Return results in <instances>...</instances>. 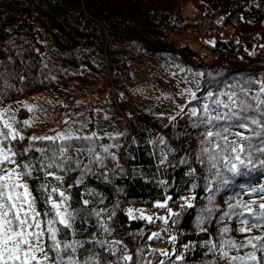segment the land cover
Segmentation results:
<instances>
[{
    "label": "trees",
    "instance_id": "trees-1",
    "mask_svg": "<svg viewBox=\"0 0 264 264\" xmlns=\"http://www.w3.org/2000/svg\"><path fill=\"white\" fill-rule=\"evenodd\" d=\"M189 2L0 0V107H6L5 112L19 99L51 90V98L58 103L55 110L75 113L93 124L94 112L81 113L84 109L73 106L85 104L79 102L76 91L86 76L106 75L99 89L109 93L105 106L124 102L120 91L115 100L110 84L122 74L131 77V63L146 65L140 71L149 85L145 68L156 80L160 73L168 74L173 64L175 74L197 77L194 88L175 94L173 113L153 111L140 100L124 102L130 112L124 132L110 125V135L90 127L85 134L71 135L70 141L40 139L59 136L54 134L35 140L18 134L22 140L9 137L4 141L17 153L29 149L14 157L16 164L4 167L23 172V165L32 166L31 176H24V181L36 198L42 221L48 219L43 215L50 207L47 196L61 199L52 188L69 198L67 210L75 220L71 229L56 224L62 229L57 239L61 247L69 243L75 251L70 248L62 253L60 264H70L69 257L75 264H256L247 258L248 253L255 251L258 259L264 257L260 250L264 222L255 219V214L264 211L259 208L264 203V193L259 192L264 186V169L258 167L250 175L232 178L218 163L229 177L224 185L202 151H211L220 142L216 138L209 142L206 130L220 131L229 141L239 140L236 133L250 137V141H241L246 148L249 143L253 148L264 146V104L260 103L264 100V0H214V7L200 1V13L194 19L185 11ZM203 19L214 20L215 32H207L209 38L197 45L169 38L171 32L201 29ZM152 84L162 95L167 94L162 81ZM233 94L237 105L243 102L247 106L242 113L248 118L247 128L234 126L232 120H221L215 127L201 124L204 105L213 116L223 114L228 109H217L215 102L231 107L228 97ZM192 109L197 110L196 116L191 115ZM252 120L260 123L252 124ZM5 122L9 124L0 118V132L9 131ZM85 136L93 138L75 139ZM67 144L71 147L63 156L57 151L55 162L60 167H46L42 151L50 160L49 149ZM260 159L264 156L255 152L253 161L259 165ZM189 195L191 203L181 205ZM132 202L151 206L155 219L164 220L173 240L163 248L157 246L160 236L155 232V220L149 221V229L143 223L149 219L142 222L133 215L135 210L130 211ZM160 204L166 207H158ZM244 220L248 223H241ZM241 228L250 230L241 232ZM254 237L261 238L253 240L257 248L248 244L235 249L224 243L246 244ZM44 243H50L47 233ZM234 256L245 260L233 261Z\"/></svg>",
    "mask_w": 264,
    "mask_h": 264
},
{
    "label": "snow or ice",
    "instance_id": "snow-or-ice-1",
    "mask_svg": "<svg viewBox=\"0 0 264 264\" xmlns=\"http://www.w3.org/2000/svg\"><path fill=\"white\" fill-rule=\"evenodd\" d=\"M264 91V88L261 89ZM211 95V93L209 94ZM228 99L232 102V106L223 103L222 101H216V108H226L228 112L223 114H217L215 116L209 113V106L204 105L203 113L204 119L201 120V124L215 127L216 123L224 120H232L235 122L234 126L240 128H247V117L242 116V113L247 111V106L237 105L234 99V94L229 96ZM264 104V100L260 101ZM239 107L240 111L237 112L234 108ZM192 116L197 115V110L192 109ZM27 124L28 122L25 121ZM260 123L257 120H252V124ZM9 129L7 133L0 132V264H60L63 260L62 253L68 252L71 248L75 251L72 244L64 243L61 247V240L57 239L58 233L62 229L57 228L56 224H60L64 229H71L75 216L67 210L66 202L69 199L64 192L59 191L57 188H52L51 192H57L61 198L59 201L52 198L49 194L46 198V203L50 205L49 209L43 213L45 217H48L46 221L41 220V212L36 209V198L32 196L29 190L28 184L24 181V176H31L32 166L25 164L23 168L25 171H17V168L7 169L4 166L6 164H16L14 159L15 156L23 155L29 149H24L22 152L17 153L13 150V147L5 145L4 141L23 139V137H18L14 131L11 130V125L5 122L4 125ZM199 126V125H196ZM226 132L227 129L225 128ZM95 134H93L94 136ZM239 140L229 141L226 135H222L220 131L206 130L205 137L211 142L212 138H216L218 141L213 149L210 151L208 148H204L202 151L206 155L207 159L211 162L212 167L216 169L215 175L220 178L221 184H228L229 177L221 172L217 167L218 163L223 164L224 169L227 173L231 175L232 178L237 176L243 177L245 175H250L251 171L257 169H264V159L259 160V165L253 161V154L259 152L261 156H264V146L253 148L251 143L248 144L247 148L241 141H250V137L244 136L241 133L235 134ZM74 137L71 135L64 136L60 134L58 137H42L40 139L52 140L56 139L70 141ZM92 136L85 137H75V139L91 140ZM37 139L36 137L32 138ZM71 145L67 144L61 146L58 150L49 149L51 152V159L48 160L42 151V159L47 162L46 167L51 168L53 166L60 167L56 164L57 151L61 156L70 148ZM218 150V151H217ZM107 151V149H105ZM243 154V155H242ZM63 163V161H61ZM19 167V166H17ZM52 175V173H47ZM60 180L61 177H56ZM47 190V186H42ZM18 189H22L19 191ZM256 192L257 189H252ZM260 193H264V186L259 189ZM87 204V201H85ZM158 207H166V204L157 205ZM259 208L264 210V203L259 204ZM243 215V213H241ZM250 215L252 213L250 212ZM149 220L151 217L148 218ZM255 219L260 222H264V211L255 214ZM241 223L247 224L248 221L244 220ZM250 229L241 228L240 231H249ZM228 231V229H224ZM48 234V240L50 241L47 246L44 243L45 234ZM254 239L261 238H250L246 241V244H237L235 241H225L224 243L229 245L231 248L239 249L245 247L248 244L252 245L253 248H257V245L253 243ZM215 247V245H213ZM260 250L264 251V245L260 246ZM49 253H54L55 256L52 257ZM166 254V253H165ZM224 257L228 256L227 252H222ZM247 258L256 261V264H264V257L258 259L256 252L253 251L247 254ZM125 259H131V257H125ZM233 261L245 260V257L234 256L230 258ZM70 264H75L71 261L69 257Z\"/></svg>",
    "mask_w": 264,
    "mask_h": 264
},
{
    "label": "rangeland",
    "instance_id": "rangeland-1",
    "mask_svg": "<svg viewBox=\"0 0 264 264\" xmlns=\"http://www.w3.org/2000/svg\"><path fill=\"white\" fill-rule=\"evenodd\" d=\"M200 1L211 5V7L215 6L214 0H190L186 5L185 11L191 19H194L200 13ZM203 20L205 21L201 29L188 30L186 33L181 34L171 32L169 38L175 39L178 42H183V40L186 39V41H190L191 44L197 45L202 42L203 39L210 36L207 32H215L214 20ZM139 64L140 66L136 65V63H131V77L122 74L115 83L110 84L111 88L115 90L113 96L115 100H118L120 91V97L124 102L127 101L128 104L132 103V100L135 102L140 100L143 103V106L149 107L153 111H166L173 113L175 105L174 99L177 98L176 95H180L181 92L187 93L190 88H194L196 85L195 80L197 77L194 78V75L186 77V75L181 74L180 71L179 74H175L177 71H174L173 68H175V64H173L169 65L168 74H159L160 77L158 80L155 79V74L153 76L151 71L145 68L146 76L151 79V87V85L144 80V76H141L143 72L140 70L143 71V67L146 65L141 64V62H139ZM151 70L153 71V69ZM105 77L106 75H103V73L90 77L86 76L85 79L80 82V89L78 88L76 91L78 93L77 99L79 102L83 101L85 104H79L76 102L73 106L75 108L84 109L81 110V113H84L85 111L87 112V110L94 112L93 124H87L86 121L89 119H82V116L79 117L75 113L66 112L61 108L55 110L58 103L54 97L51 98V90L41 91L32 96L15 101L12 104H9L7 112H5L6 107H0V118L8 121L11 125V130L16 134H28L31 137H42L47 134H63L64 136L81 135L85 134V129H89L90 127L99 133L104 132L103 134H109V132H111L110 125H114L119 132H124L126 129V117L130 112L124 102L121 103L120 106L111 104L105 106V104L108 103L106 98L109 93L107 91L101 93L99 90L103 83H105ZM153 77L154 79H152ZM157 81L163 82L167 93L164 94L165 96L162 95L160 89L158 91V89L152 84ZM141 85H144L145 87H140ZM85 89H88V92H86ZM123 92L125 95L122 94ZM62 95L63 94H60L58 97H62ZM180 108L181 107H178L177 110ZM25 121L28 123L26 124ZM120 153L123 155V151ZM191 198V195L184 197L181 201V205L191 203ZM133 210L136 211L133 215L139 217L138 219L142 222L149 217H151L152 222L155 220L157 225L155 232L160 236L156 242L157 246L163 248V246L166 245V242L173 240V235L166 228L164 220L155 219L154 210L151 209V206H142L132 202V204H130V211ZM150 220H148V222H143L149 224V229L152 228V222L150 223ZM115 230L119 235L120 231L118 227H116ZM130 245L131 244H128L129 247ZM172 248H174L173 244Z\"/></svg>",
    "mask_w": 264,
    "mask_h": 264
},
{
    "label": "built area",
    "instance_id": "built-area-1",
    "mask_svg": "<svg viewBox=\"0 0 264 264\" xmlns=\"http://www.w3.org/2000/svg\"><path fill=\"white\" fill-rule=\"evenodd\" d=\"M210 27V26H209Z\"/></svg>",
    "mask_w": 264,
    "mask_h": 264
}]
</instances>
